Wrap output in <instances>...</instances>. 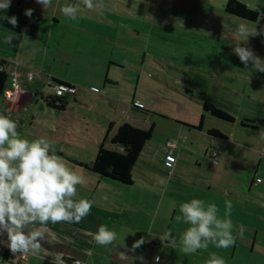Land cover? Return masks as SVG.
I'll use <instances>...</instances> for the list:
<instances>
[{
	"label": "rangeland",
	"instance_id": "rangeland-1",
	"mask_svg": "<svg viewBox=\"0 0 264 264\" xmlns=\"http://www.w3.org/2000/svg\"><path fill=\"white\" fill-rule=\"evenodd\" d=\"M75 1L71 5L70 0H52V6L43 9L35 0H11L7 11L0 10V57L22 71L27 70V64L34 63L30 70L37 73L36 80L25 82V87L33 86L39 76L41 79L46 74L75 85L74 95L64 93L67 99L71 97L68 120L58 109L45 106L44 99V109L35 107L31 127L21 124V117L18 120L17 113H12L10 119L18 122L21 137L49 140L67 166L82 174L87 172L85 169L91 165L106 133L99 135L94 121L90 120V128L86 127V121H77L80 118H74V114L88 117L89 112L83 115L85 109L98 107V116L114 117L116 113L117 128L121 111L133 102L142 107L140 100L147 110L152 111L151 106L158 105L162 111L176 115L175 122L185 116L198 123L203 116V130L190 133L196 136L193 145L187 143L182 151L179 166L186 175L204 182L215 174L211 182V191L218 193L215 203L218 211L226 213L225 201H231V214L226 218L232 220V233L237 239L229 248L209 244L207 250L186 255L181 251L185 231L170 229L169 237L175 240V245L163 243L165 246L156 253L159 263L164 264L169 260L167 256H174L176 261L170 264H184L182 259L187 257L191 264H202L200 261L209 259L196 261L193 257L211 253L222 257L225 264H264V138L261 137L264 124L252 120L264 121V72L257 70L251 60L245 67L234 51L237 46L245 48L264 63V0H241L258 11L259 18L254 21L226 12L227 0H93L95 7L91 10L85 8L82 0ZM65 5L78 7L76 20L54 12ZM28 9L32 10L31 17L25 15ZM13 16L17 18L16 27L8 23L7 18ZM240 25L254 28L256 34L246 40L240 38L236 35ZM9 36H12L10 45L5 43ZM42 87L51 94L54 91L48 85ZM85 96L97 97L103 101L102 105L85 102L87 107L76 111V99ZM153 99L167 102L155 104ZM204 102L229 113L235 122H224L203 112ZM241 119H250L252 123L247 125L255 130H241ZM70 120L75 121L71 128L67 122ZM170 124L172 127L175 123ZM160 127L153 140H163ZM210 128H218L227 136L226 141L217 140L219 144L211 146L217 154L216 165L205 153L207 149L210 151L212 138H207L206 133ZM176 144L183 147L179 140ZM152 150L159 154L160 149ZM179 153L164 155L157 162L163 166L168 160L174 168ZM101 180L104 181L98 191H105L102 185L111 181ZM108 200L109 196L102 197L103 204ZM165 207L162 203V208ZM241 227L242 237L237 235ZM42 240L50 242L44 235Z\"/></svg>",
	"mask_w": 264,
	"mask_h": 264
},
{
	"label": "crops",
	"instance_id": "crops-1",
	"mask_svg": "<svg viewBox=\"0 0 264 264\" xmlns=\"http://www.w3.org/2000/svg\"><path fill=\"white\" fill-rule=\"evenodd\" d=\"M75 2L76 1H71L70 3L73 5ZM60 9H56L54 12L62 15ZM55 18L56 17L54 16V21L57 19ZM58 23H60V21H58ZM33 64L31 63V65ZM31 65H24L27 68L24 66L22 67L30 69V67H33ZM48 76L54 77L51 74H46L39 79V76L37 78L38 81L33 83V86L28 84L26 87L23 79L22 90L16 95L15 100H12L13 103H9V101L7 103L4 101L1 102L0 115L12 118L11 114L13 113V115H15L17 113V118L19 120L22 107L31 101L35 103V107L40 106V109H44L42 105V103H44L43 101L54 96L53 93L51 94V92L42 87L47 85L46 81ZM58 80L74 85L68 80ZM37 97H39V102H37ZM60 98H63V101L66 104L62 111L57 110V112H61L62 117L65 120H68L69 117H71V115L68 116L67 113L70 102L68 100H71V97L67 99V97L63 95ZM76 101L78 103L76 111L78 112L87 107L85 102H94L95 104L100 102V106L103 102L95 96H85L80 98V100L77 98ZM138 101L143 105L141 108L145 109V105L140 100ZM153 102L155 104L163 103L164 105L166 104L167 99L164 100V102L163 100L159 101L158 99H153ZM14 104L17 105V107L13 106ZM44 105L47 106L46 103ZM156 107H158V105ZM156 107L151 106V109L153 110H148L158 116H148L142 114L137 107H130L129 105V107L121 111L120 119L122 120H118L121 121L117 124L118 126L123 122L130 120L137 121L147 126H150L151 124L154 125L152 138L145 146L143 153L140 155L141 160H139V163H141V165L138 167L140 170L137 174L133 173V184L124 186L114 182H108V185H102L105 191H98L99 186L104 180L93 176L88 169H85L87 171L86 173L79 174L84 178V182L77 185V196L73 197V199L79 200L83 198L93 201L91 213L80 223H57L48 224L46 226L33 224L27 226L24 229L25 233L33 230L42 232L50 242L45 243L41 240L40 243L42 247L38 256H32L29 254L27 255V259L19 264H58V261L71 263V261L75 260H79L83 264H160V259L158 260V255H156V253L159 252V248L165 246L163 243L166 245H168V243L173 245L171 243L173 239L170 237L165 239V233L169 232L170 229H181L182 231H186L189 227V225L184 223L183 218L179 221L176 219L177 216H181L179 211L180 204L188 202L194 198L202 199L204 201L203 207L207 210L209 204L215 203L218 193H213L211 191L215 174H213L208 182H204L203 180H197L194 176L186 175L183 172V169L179 166V162L182 158L181 153L187 146V143L193 145L191 144L193 142L192 139L196 134L191 135L190 133L192 131L201 132L203 126L201 125V128L197 129L199 121L197 123L196 120H191V118L185 116L180 117L182 120L177 118L179 120L175 122L173 118H176V115L167 113L165 112L166 110L162 111L161 108ZM85 110L86 111H84L83 115L86 116L87 112H89L88 117L77 116L74 114V118H80L77 120L79 122L86 121L85 125L89 128L90 122L94 121V123L98 125L99 135L106 133L110 124L114 125L113 132L115 131L116 113L114 114V117L111 115L103 116L104 114L98 116L100 115L98 107L91 109L87 108ZM94 113H96V116L98 117L94 116ZM67 122H69L68 125L70 128L75 123V121L72 122L71 120ZM170 122L175 123L173 124L174 126H168ZM159 126H161L160 128L162 129L163 140H158V138L153 140L154 133ZM240 128H242L241 130L243 131L249 129L241 126ZM210 129H216L225 137L223 140L211 137L212 139L209 141V149L211 150V146L214 145L213 143H216L217 140L221 142L226 141L227 136L218 128ZM209 137L210 136L207 138ZM169 140H179L183 147L180 146L175 150H169L166 147V143ZM216 144L219 143L217 142ZM157 148L160 149L159 154L156 152L154 153L152 150ZM191 149L192 151L195 150V144ZM259 150L260 148L258 151ZM247 151L249 152V149ZM172 152L174 154L180 152L179 155H176L174 168L173 166L167 167L165 163L163 166L158 164L157 160H159L160 157L165 158L164 155H169ZM209 152L210 151L207 149L205 153H208L210 158ZM223 158L225 159V162H230L227 158ZM166 161L168 162V160ZM80 168L81 167H78L76 169ZM215 169L218 170L217 168ZM104 196H109V200L106 204L102 203V197ZM223 199L224 197L222 200ZM153 203L156 204V206H153ZM162 203L166 205L165 208H162ZM217 215H220L219 218L222 220L226 218V213L224 212L217 211ZM163 222L166 223V225L163 224ZM102 224L106 225L109 230H113L117 233L116 240L107 247L97 245L90 235V233L96 232ZM138 241L141 242L134 248L133 245L137 244ZM0 243H2L4 247H7L8 245L7 234L3 230H0ZM209 244V246H211L212 243ZM255 244L257 243H253V249H255ZM209 254L210 255L208 256L202 254L193 257V259L195 258L197 261L198 259L203 258L207 261V259L211 258V253ZM167 258L169 260H166L164 264H170L171 261H176L174 256H167ZM182 261L184 264H191L189 257L182 259ZM200 262H202V264L206 263L205 261ZM10 264L16 263L12 262Z\"/></svg>",
	"mask_w": 264,
	"mask_h": 264
},
{
	"label": "clouds",
	"instance_id": "clouds-1",
	"mask_svg": "<svg viewBox=\"0 0 264 264\" xmlns=\"http://www.w3.org/2000/svg\"><path fill=\"white\" fill-rule=\"evenodd\" d=\"M35 2L43 9L52 6V0ZM10 3L11 0L0 2V10L7 11ZM82 3L89 10L95 7L93 0H82ZM78 10V7L68 5L60 9L62 15L71 20L77 19ZM25 15L31 17L32 10H26ZM7 19L13 27L17 26L15 16ZM255 34L254 28L249 29L245 25L236 29V35L245 40ZM11 40L12 36H9L5 43L10 45ZM234 51L245 67L251 60L257 70L264 72V63L259 58H254L248 50L237 46ZM17 127V121L0 115V230L7 234V247L11 254L38 256L43 234L35 230L25 233L24 229L33 224L46 226L80 223L91 213L93 201L73 199L77 196V185L82 184L84 178L67 166L63 158L56 154L54 145L49 140L22 138ZM261 137L264 138V132ZM203 204L202 199L194 198L179 206L181 216L176 217L177 221L183 218L184 223L189 225L181 237V251L186 255L195 254L199 249H207L209 243L217 248H229L237 239L232 233V220L217 218L218 208L215 203L209 204L207 210ZM225 208L226 216H230V200L225 201ZM90 235L97 245L104 247L117 238V233L103 224ZM170 235V231L166 232L165 239ZM237 235L242 237V227ZM171 243L175 245V240ZM58 264L63 262L58 261ZM206 264H225V260L213 254Z\"/></svg>",
	"mask_w": 264,
	"mask_h": 264
},
{
	"label": "trees",
	"instance_id": "trees-1",
	"mask_svg": "<svg viewBox=\"0 0 264 264\" xmlns=\"http://www.w3.org/2000/svg\"><path fill=\"white\" fill-rule=\"evenodd\" d=\"M75 1V0H70ZM247 3L241 0H227L225 10L228 13L236 15L237 17H242L247 20H257L259 18L258 11H253ZM12 64L0 58V104L3 101V94L5 90L9 87V77L11 72ZM48 79V78H47ZM54 84L73 86L67 82H63L57 79L52 78ZM47 83V82H46ZM48 88H50L48 86ZM61 97V96H60ZM57 96H51L45 100V103L50 108H56L58 110H63L65 107V102L63 98ZM57 105V107H54ZM202 111L209 113L212 117L219 119L224 122H235V118L229 113L217 108L211 103L204 102L202 103ZM136 107V106H132ZM142 114L148 116H158L157 114L147 110L137 107ZM35 111V103L33 101L29 102L21 109V118L19 122L21 124H28L31 127L33 122V116ZM256 122L264 124L263 120L252 119ZM203 122V116L200 118L199 126L197 129L201 128ZM252 123L250 119H241L240 126L244 128H249L255 130L253 126L247 125ZM114 125L110 124L106 131L103 142L100 144L94 160L91 162V165L86 167L89 172L99 178L110 180L111 182L121 184L124 186L132 185L133 180V171L139 167L140 155L143 153L145 146L151 140L154 125L150 126L141 124L137 121H125L113 132ZM207 135L210 137L225 139L216 129L207 130ZM109 140V145L106 146L107 140ZM210 155V152H209ZM211 161L212 158L210 157ZM16 255H13L9 252L8 247H4L0 252V263L3 262H13ZM14 263V262H13ZM21 263V262H19ZM16 263V264H19Z\"/></svg>",
	"mask_w": 264,
	"mask_h": 264
},
{
	"label": "built area",
	"instance_id": "built-area-1",
	"mask_svg": "<svg viewBox=\"0 0 264 264\" xmlns=\"http://www.w3.org/2000/svg\"><path fill=\"white\" fill-rule=\"evenodd\" d=\"M23 73V74H22ZM37 76V73L33 70L27 69L26 71H22L18 65H12L11 66V72L9 77V87L5 90L3 94V100H13V98L22 90V82L23 79L25 82H32L35 80ZM47 85L54 89L53 94L57 97L63 96L65 92H69L72 95H74L75 87L74 86H66V85H60V84H54L52 81V78L47 79ZM15 99V98H14ZM132 106L140 107V104L137 102H133ZM166 147L169 150H175L178 148L175 140H169L166 143ZM210 157L212 158L213 164H217V154L214 152L213 149L210 150ZM167 167H172L173 165L171 162H165ZM4 249V245L0 243V252ZM27 259L26 255L18 254L16 258H14V263L23 262ZM83 264L79 260L71 261V263H64L63 264Z\"/></svg>",
	"mask_w": 264,
	"mask_h": 264
}]
</instances>
